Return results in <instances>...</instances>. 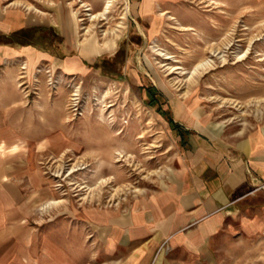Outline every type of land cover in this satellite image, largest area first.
<instances>
[{"label":"rangeland","instance_id":"1","mask_svg":"<svg viewBox=\"0 0 264 264\" xmlns=\"http://www.w3.org/2000/svg\"><path fill=\"white\" fill-rule=\"evenodd\" d=\"M107 1L2 0L22 24L0 34V101L16 99L28 155L2 181L29 217L78 227L164 193L184 168L178 122L225 140L264 122V0Z\"/></svg>","mask_w":264,"mask_h":264},{"label":"crops","instance_id":"2","mask_svg":"<svg viewBox=\"0 0 264 264\" xmlns=\"http://www.w3.org/2000/svg\"><path fill=\"white\" fill-rule=\"evenodd\" d=\"M1 3L4 35L22 17ZM9 53L0 45V59ZM16 106L15 98L0 101V264H263L248 260V245L264 238V122L239 140L188 134L175 122L186 150L177 181L125 209H86L76 227L29 217L16 183L2 181L28 156ZM31 142L37 158L39 138Z\"/></svg>","mask_w":264,"mask_h":264},{"label":"trees","instance_id":"3","mask_svg":"<svg viewBox=\"0 0 264 264\" xmlns=\"http://www.w3.org/2000/svg\"><path fill=\"white\" fill-rule=\"evenodd\" d=\"M177 128H178V127H177L176 125H171V129H173V130L176 129V130H177ZM180 133H181V132L178 131V134H179V135H181Z\"/></svg>","mask_w":264,"mask_h":264},{"label":"bare ground","instance_id":"4","mask_svg":"<svg viewBox=\"0 0 264 264\" xmlns=\"http://www.w3.org/2000/svg\"><path fill=\"white\" fill-rule=\"evenodd\" d=\"M111 1H113V0H108L107 3H108V2H111ZM114 1H115V0H114ZM82 6H85V5H82ZM82 8H83V7H82ZM99 14H101V13H99ZM125 14H126V13H125ZM96 15H97V14H96ZM124 17H125V16H124ZM94 18H95V17H94ZM47 205H48V204H47Z\"/></svg>","mask_w":264,"mask_h":264},{"label":"built area","instance_id":"5","mask_svg":"<svg viewBox=\"0 0 264 264\" xmlns=\"http://www.w3.org/2000/svg\"><path fill=\"white\" fill-rule=\"evenodd\" d=\"M260 188H264V184L260 186Z\"/></svg>","mask_w":264,"mask_h":264}]
</instances>
